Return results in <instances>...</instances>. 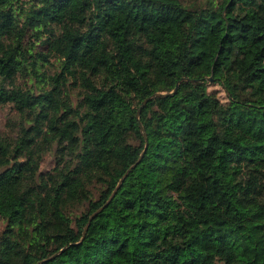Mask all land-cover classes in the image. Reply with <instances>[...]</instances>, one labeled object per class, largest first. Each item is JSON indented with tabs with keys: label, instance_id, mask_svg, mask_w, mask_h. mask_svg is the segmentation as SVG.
<instances>
[{
	"label": "trees",
	"instance_id": "obj_1",
	"mask_svg": "<svg viewBox=\"0 0 264 264\" xmlns=\"http://www.w3.org/2000/svg\"><path fill=\"white\" fill-rule=\"evenodd\" d=\"M26 3L0 0V264H264V0Z\"/></svg>",
	"mask_w": 264,
	"mask_h": 264
},
{
	"label": "rangeland",
	"instance_id": "obj_2",
	"mask_svg": "<svg viewBox=\"0 0 264 264\" xmlns=\"http://www.w3.org/2000/svg\"><path fill=\"white\" fill-rule=\"evenodd\" d=\"M34 0H27L26 5L30 4ZM185 4H191L193 2H196L198 5L207 6L208 1L213 0H181ZM217 2H220L221 0H214ZM24 25V20L21 19L19 23V27L22 28ZM46 69L50 70L51 72L59 71V62L56 60V58L52 57L50 59V62L47 63V66H45ZM28 75V74H27ZM25 74H22L19 76L18 84L22 86L23 88H31L35 92H38L40 85V82L38 81L37 77L35 75L27 76ZM210 90L215 92L217 96L222 101H227V92L223 85L220 82H216L215 80L213 82H210ZM76 93V92H74ZM122 118L124 120H129L132 116V112L130 108H122ZM21 115L19 114L16 107L11 103H4L0 104V136L9 141L12 142L13 138L16 137L17 129L19 127V124L21 122ZM56 163V157L54 152L47 153L41 164L42 171L46 172L49 171ZM87 207V204H83L79 209L76 210V212L84 211ZM6 225V221L3 217L0 216V233L4 229Z\"/></svg>",
	"mask_w": 264,
	"mask_h": 264
},
{
	"label": "water",
	"instance_id": "obj_3",
	"mask_svg": "<svg viewBox=\"0 0 264 264\" xmlns=\"http://www.w3.org/2000/svg\"><path fill=\"white\" fill-rule=\"evenodd\" d=\"M208 80H209L210 82H213V81H214V79H213L212 76L209 77ZM174 91H176V89H175ZM159 94H162V93H157V95H159ZM147 100H148V99H147ZM147 100H146V101H147ZM146 101H144V103L141 105L140 109L138 110V113H137L138 118H139V116H140V114H141L142 108H143L144 104L146 103ZM140 125H141V128L144 129V128H143V124H142L141 122H140ZM136 165H137V163H135L134 165H132V166L126 171V173L124 174V176L121 178V180H120V182H119L117 188H116L115 191L112 193V195H111L109 201L112 200V198L115 196L116 192L118 191L119 187L121 186V184H122L123 181L125 180V178H126V177L128 176V174H129V173H130V172L136 167ZM109 201H108V202H109ZM105 205H106V204H105ZM105 205H104V206H105ZM104 206L101 207L98 211H96L95 213H93V214L91 215V217H90V219H89V222H88V224H87V226H86L85 232H86V230L88 229V227H89L91 221L93 220V218L96 217V216L98 215V213L104 208ZM55 256H56V255H53V256L49 257L48 259H45L44 261H46V260H50V259H53Z\"/></svg>",
	"mask_w": 264,
	"mask_h": 264
}]
</instances>
